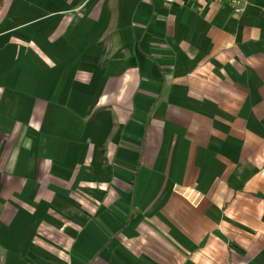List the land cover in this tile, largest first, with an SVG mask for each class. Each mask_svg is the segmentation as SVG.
<instances>
[{"label":"crops","instance_id":"1","mask_svg":"<svg viewBox=\"0 0 264 264\" xmlns=\"http://www.w3.org/2000/svg\"><path fill=\"white\" fill-rule=\"evenodd\" d=\"M0 0V264H264V0Z\"/></svg>","mask_w":264,"mask_h":264},{"label":"built area","instance_id":"2","mask_svg":"<svg viewBox=\"0 0 264 264\" xmlns=\"http://www.w3.org/2000/svg\"><path fill=\"white\" fill-rule=\"evenodd\" d=\"M210 3H227L232 12L236 15H241L247 5L246 0H206Z\"/></svg>","mask_w":264,"mask_h":264}]
</instances>
